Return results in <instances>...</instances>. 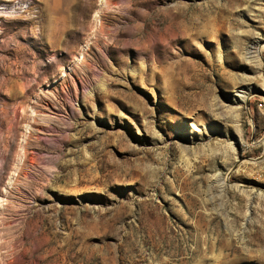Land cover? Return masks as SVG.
<instances>
[{
  "label": "rangeland",
  "instance_id": "374dc122",
  "mask_svg": "<svg viewBox=\"0 0 264 264\" xmlns=\"http://www.w3.org/2000/svg\"><path fill=\"white\" fill-rule=\"evenodd\" d=\"M256 40L264 0H0V264H264Z\"/></svg>",
  "mask_w": 264,
  "mask_h": 264
},
{
  "label": "bare ground",
  "instance_id": "6f19581e",
  "mask_svg": "<svg viewBox=\"0 0 264 264\" xmlns=\"http://www.w3.org/2000/svg\"><path fill=\"white\" fill-rule=\"evenodd\" d=\"M261 44L262 43L258 40L254 41L252 48H250V51L247 52L248 57H244V58H246V60H248L249 63H255L258 66L261 65L262 54L264 52V45L262 46ZM239 90L240 91L235 98L236 99L235 102H237V105L245 103L248 99V95L250 94V93L247 94L244 91V89H242V90L239 89Z\"/></svg>",
  "mask_w": 264,
  "mask_h": 264
}]
</instances>
